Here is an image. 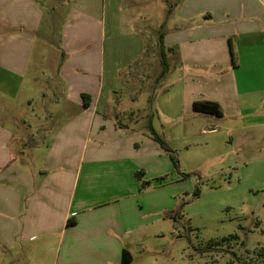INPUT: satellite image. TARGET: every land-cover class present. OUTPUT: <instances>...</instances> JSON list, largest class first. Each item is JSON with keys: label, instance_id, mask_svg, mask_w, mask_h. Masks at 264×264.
Segmentation results:
<instances>
[{"label": "crops", "instance_id": "1", "mask_svg": "<svg viewBox=\"0 0 264 264\" xmlns=\"http://www.w3.org/2000/svg\"><path fill=\"white\" fill-rule=\"evenodd\" d=\"M165 1L160 53L178 67L172 88L192 106L218 103L223 117L210 116L232 125L238 164L264 170V0ZM104 12L105 0H0V101L13 106H0L1 263L22 253L38 264H122L128 251L131 264H162L154 243L170 218L143 182L163 176L167 156L147 106L113 102L122 50L107 44ZM147 12L133 15L141 34ZM56 13L59 46L42 35L52 19V36ZM129 48V66L143 60L141 37ZM137 65L133 101L149 80L147 62Z\"/></svg>", "mask_w": 264, "mask_h": 264}, {"label": "rangeland", "instance_id": "2", "mask_svg": "<svg viewBox=\"0 0 264 264\" xmlns=\"http://www.w3.org/2000/svg\"><path fill=\"white\" fill-rule=\"evenodd\" d=\"M167 3L165 0H105L104 12L107 44L115 40L122 50L116 56L120 57V81L119 93L113 102L125 110L146 105L154 121L153 129L179 160L177 171L170 153L155 139L166 153L164 164L168 167H164L163 176L149 181L148 197L170 219L164 225L165 238L154 243V252L159 253L162 264H264V170L256 164L250 168L238 164L243 145L228 133L232 126L228 119L194 111V98H183L172 88L178 67L172 64L173 59L167 53H160ZM146 10L148 16L142 24L146 29L141 34L137 22L142 18L133 15ZM54 17L52 36L48 32L52 19L48 25L45 23L42 35H48L59 46L64 24L57 13ZM137 36L146 46L144 58L138 62H147L149 80L145 84L140 82L145 90L133 101L132 95L136 92L128 82L132 75L145 73L138 70L137 61L129 66L133 57L129 47L134 45ZM40 38L42 46L44 37ZM56 48L54 45L48 48L50 57L55 56ZM114 69L107 66V74H112ZM165 69H171L167 77L162 76ZM43 70L46 74L53 73L52 61ZM26 100V95L19 99L20 105L24 102L20 113L23 118L31 115ZM0 106L13 108L5 100L0 101ZM232 235L237 239L223 241ZM9 258V264H38L37 259L22 253ZM0 264L6 263L0 259Z\"/></svg>", "mask_w": 264, "mask_h": 264}, {"label": "trees", "instance_id": "3", "mask_svg": "<svg viewBox=\"0 0 264 264\" xmlns=\"http://www.w3.org/2000/svg\"><path fill=\"white\" fill-rule=\"evenodd\" d=\"M168 69H165L164 72L162 73V76H164L167 73ZM83 98L85 100V104L88 107L89 104L87 103L88 99L90 98L88 95H83ZM193 109L196 112H200V113H205V114H209V115H215L217 117H223V111L220 107V105L216 102H196L193 105ZM152 134L154 136V139H156L160 145L171 155V159L173 162V165L175 167V169L177 171H179V160L176 157L175 153L170 150L167 146V144L156 134L154 129H151ZM137 176L139 179H143V173L142 172H138ZM150 182H143V187H146ZM237 236L232 235L228 238H225L223 241H231V240H236ZM133 261V257L132 254L128 251H125L123 254V262L122 264H131Z\"/></svg>", "mask_w": 264, "mask_h": 264}]
</instances>
